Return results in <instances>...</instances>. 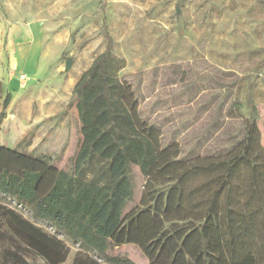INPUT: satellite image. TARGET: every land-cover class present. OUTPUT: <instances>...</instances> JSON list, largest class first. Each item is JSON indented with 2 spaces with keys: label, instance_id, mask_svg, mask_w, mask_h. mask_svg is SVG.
Returning a JSON list of instances; mask_svg holds the SVG:
<instances>
[{
  "label": "rangeland",
  "instance_id": "obj_1",
  "mask_svg": "<svg viewBox=\"0 0 264 264\" xmlns=\"http://www.w3.org/2000/svg\"><path fill=\"white\" fill-rule=\"evenodd\" d=\"M32 48L37 71L23 73L14 89L2 82L0 147L74 173L90 152L108 158L111 175L126 167L117 190L132 191L126 210L134 206L144 184L135 155L101 128L80 125L75 106L67 107L82 71L108 48L124 59L119 75L165 143L179 140L185 152L197 142L207 151L235 143L222 155L190 160L179 179L183 195L192 193L186 204L221 212L224 225L238 214L250 220L243 248L264 264V0H0V68L26 66ZM235 76L233 89L219 83ZM10 212L63 240L68 253L60 264L72 263L77 242L0 192V264H13L17 249ZM22 253L26 264H46ZM111 253L149 264L133 244Z\"/></svg>",
  "mask_w": 264,
  "mask_h": 264
},
{
  "label": "trees",
  "instance_id": "obj_2",
  "mask_svg": "<svg viewBox=\"0 0 264 264\" xmlns=\"http://www.w3.org/2000/svg\"><path fill=\"white\" fill-rule=\"evenodd\" d=\"M123 66L124 59L108 48L99 53L76 80L67 107L75 106L80 125L101 128L118 148H128L135 155L144 177L138 202L126 210L132 191L125 197L117 190L126 177V167L111 175V161L94 152L74 173L1 146L0 192L30 207L33 218L47 221L79 244L71 264H135L127 256L111 253L124 244L137 246L149 264H255L252 247L228 255L219 211L204 212L196 204H186L192 193L183 195L179 179L190 160L222 155L235 143L207 151L197 142L186 152L179 140L165 143L162 128L142 117L131 82L119 75ZM219 83L233 89L238 78ZM9 101L8 92L2 107ZM10 213L17 237V249L11 252L13 264H26L22 252L28 251L41 256L46 264L65 261L68 247L63 240ZM238 217L232 219L240 220L241 214ZM247 236L242 235V240ZM87 250H94L103 261L88 255Z\"/></svg>",
  "mask_w": 264,
  "mask_h": 264
},
{
  "label": "crops",
  "instance_id": "obj_3",
  "mask_svg": "<svg viewBox=\"0 0 264 264\" xmlns=\"http://www.w3.org/2000/svg\"><path fill=\"white\" fill-rule=\"evenodd\" d=\"M33 51L34 49L32 48V51L29 54L26 66L19 67V68H15L14 66H13L14 68H0V80L1 82L4 83V78H5V83L8 88L10 87L11 89H14L18 85H21L19 74H23V73L24 74L26 73L34 74L37 71V68H34L35 66L34 64L36 60L34 58ZM29 65L31 67H29ZM219 215L221 218L222 216L221 212H219ZM243 216H246V215H243ZM238 218H234L231 221L227 219L225 220V225L222 224V228H223V239L222 240H223L225 250L228 253V255L239 254L240 252H242V247H243L242 235L246 237L247 235L251 234V230H247L244 226V225L250 224L251 221L250 220L249 221L248 220L239 221Z\"/></svg>",
  "mask_w": 264,
  "mask_h": 264
},
{
  "label": "built area",
  "instance_id": "obj_4",
  "mask_svg": "<svg viewBox=\"0 0 264 264\" xmlns=\"http://www.w3.org/2000/svg\"><path fill=\"white\" fill-rule=\"evenodd\" d=\"M19 77H20L19 79H20L21 81H23V79L25 78V75H24V74H21Z\"/></svg>",
  "mask_w": 264,
  "mask_h": 264
},
{
  "label": "water",
  "instance_id": "obj_5",
  "mask_svg": "<svg viewBox=\"0 0 264 264\" xmlns=\"http://www.w3.org/2000/svg\"><path fill=\"white\" fill-rule=\"evenodd\" d=\"M70 61H67V65H69Z\"/></svg>",
  "mask_w": 264,
  "mask_h": 264
}]
</instances>
